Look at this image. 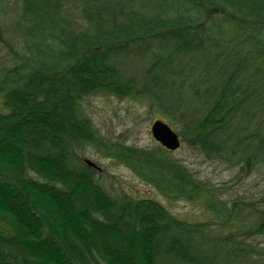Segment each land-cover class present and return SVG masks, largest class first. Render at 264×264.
<instances>
[{"label":"trees","instance_id":"obj_1","mask_svg":"<svg viewBox=\"0 0 264 264\" xmlns=\"http://www.w3.org/2000/svg\"><path fill=\"white\" fill-rule=\"evenodd\" d=\"M0 49V264H264V196L222 200L83 105L143 100L206 157L264 166V0H0ZM86 147L211 220L110 192Z\"/></svg>","mask_w":264,"mask_h":264},{"label":"rangeland","instance_id":"obj_2","mask_svg":"<svg viewBox=\"0 0 264 264\" xmlns=\"http://www.w3.org/2000/svg\"><path fill=\"white\" fill-rule=\"evenodd\" d=\"M83 105L104 136L111 140H122L131 146L139 148L161 146L151 133L156 120L163 121L178 132L176 125L151 111L143 100L95 94L87 97ZM180 139L176 149H166L167 154L186 165L203 183L218 188L219 198L224 201L236 198L257 200L264 196V166L259 164L255 168L241 171L240 165H230L224 160L206 157L198 148L190 146L181 137ZM84 159L96 165L99 182L112 193L125 192L137 199H154L174 216L187 221H208L212 218L201 203L163 197L153 185L141 179L129 168L98 154L91 147H86Z\"/></svg>","mask_w":264,"mask_h":264},{"label":"water","instance_id":"obj_3","mask_svg":"<svg viewBox=\"0 0 264 264\" xmlns=\"http://www.w3.org/2000/svg\"><path fill=\"white\" fill-rule=\"evenodd\" d=\"M151 133L153 138L160 142L164 147L174 150L179 146V139L177 134L163 121L156 120L151 128ZM84 162L94 168H97L96 165L85 159Z\"/></svg>","mask_w":264,"mask_h":264}]
</instances>
